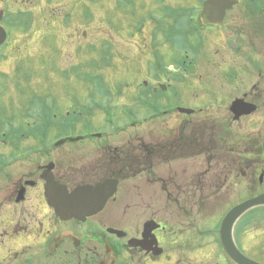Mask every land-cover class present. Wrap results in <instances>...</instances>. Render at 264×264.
Returning <instances> with one entry per match:
<instances>
[{
    "label": "flooded vegetation",
    "instance_id": "flooded-vegetation-1",
    "mask_svg": "<svg viewBox=\"0 0 264 264\" xmlns=\"http://www.w3.org/2000/svg\"><path fill=\"white\" fill-rule=\"evenodd\" d=\"M207 2L107 0L122 29L118 36L94 39H101L96 52L104 69L115 66L118 76H134L117 101L131 120L125 127L110 126L104 107L97 110L103 112V127L96 114L86 121L93 117L98 127L92 121L75 126L84 123L81 116L70 127L65 125L70 114L54 117L46 86L60 79L43 74L55 59L60 64L61 53L55 56L58 49L44 46L47 30L39 28L46 14L35 17L18 6L0 10L8 32L0 48V264H236L220 241L230 210L216 228L219 249L210 255L201 244L205 233L196 238L164 219L203 215L206 175L158 174L161 161L183 160L194 150L205 161L206 136H218L215 154L225 181L241 177L249 182L248 198L264 194V0H220L219 8L203 17ZM86 5L84 18L91 20ZM127 5L137 11L132 31L126 25L130 16L123 13ZM78 6L77 0L72 11ZM65 12L69 23L72 13ZM21 15L25 31L18 28ZM61 15L50 19L58 23ZM82 36L93 38L91 31ZM89 44V51L95 49ZM120 44L133 50L136 73L125 71L126 60L115 65ZM109 88L99 97L116 103ZM93 95L90 101L97 98ZM154 123L160 127L146 128ZM122 133L135 137L114 142ZM149 134L157 143L144 142L142 135ZM50 178L70 193L106 182L117 183V190L99 213L65 221L47 199ZM142 184L152 188L153 201ZM234 241L248 261L264 264V208L238 221Z\"/></svg>",
    "mask_w": 264,
    "mask_h": 264
},
{
    "label": "rangeland",
    "instance_id": "rangeland-1",
    "mask_svg": "<svg viewBox=\"0 0 264 264\" xmlns=\"http://www.w3.org/2000/svg\"><path fill=\"white\" fill-rule=\"evenodd\" d=\"M76 1L77 0H0V10L4 8L13 9L14 6H18V9L23 10L24 12L30 11L35 17H38L39 15L44 16V13L46 14V19L43 20L44 22L41 23L39 28L41 31L47 30V34H45L44 37V46L53 51L58 49L55 56H58L61 53V60L59 62L61 66H59L60 64L57 65L58 61L55 59L52 64L53 69L49 70L50 65L48 64L47 72L43 74L47 79L55 77L60 79L56 86L51 85L49 80L48 85L46 86L49 106L53 102V106L48 107L53 109L54 117L56 115L58 119L63 120L65 118L64 116L70 114L71 117L65 124L70 127L73 126V118L81 116L83 117L81 122L84 123L82 125L75 124V126L82 127L85 125H91V121L94 123L93 117L90 119V122H87L86 119L88 116H94L96 114L98 115V119L95 120V122H99V124L97 123L99 127H103L107 124L103 121V112L100 111L98 113L97 107L100 106V110H102L103 107L110 106L112 103L114 106L111 105V107L114 108V111L108 113L109 119L114 121L112 127H125L129 120L126 116L129 115L124 112L122 114L123 110L119 106V103L121 104V102L118 103L117 101L121 95H126V85L134 83L129 82L127 79H131L134 76L129 77L130 74L128 73V76H118L115 66L110 70L104 69L102 66L104 58L101 54L96 52V50H102L103 45L101 44V39H94L100 38L102 34L105 35V33L118 36L120 35L119 31L122 29V26L118 25V18H115L116 15L112 13L114 11L110 9V7L108 8L107 0H78L79 6L77 8L74 7L72 11V5L75 4ZM111 1L113 4V0ZM82 4H84V6ZM86 4H88L89 9L92 8L93 19L91 20H86L84 18ZM80 5H82V7H80ZM65 10L70 14L72 13L69 23H66L64 18L66 15ZM133 10L134 7L128 5L123 10V13H125L127 17L130 16L126 21L127 28L130 31L135 29L137 20V11ZM61 12L63 15L59 16L60 20L58 23L50 19L52 15ZM48 24L53 27H48ZM56 24L59 25L55 28L54 26ZM25 27L26 23H23L18 28H21V31H25ZM10 28L13 32L16 29L12 26ZM48 30L57 32L58 35H55L54 33L49 34ZM86 31H91L93 38L91 37V39L89 38L88 40L82 36ZM73 33L74 35H72ZM17 36H22V34L20 33ZM57 36L62 39H59ZM70 36H73V38H69ZM90 41L94 43L93 46L95 49L92 48L89 51L87 44H89ZM124 47L125 46L122 44L118 47L119 54L114 63L116 65L120 61L126 60L123 65L125 71L136 73V63L134 60L135 54L133 50H126ZM124 49L126 52H122ZM88 51L93 53H89ZM73 65H75L74 68L71 67ZM54 73H59V75H54ZM102 77L106 80L105 85L107 87L105 89L107 90L108 86H110V94L114 97L116 103L108 99H103L97 95V98L94 99V101L93 99L90 101V96L93 95V93L95 94L96 84L98 85ZM31 83H33V81ZM97 124L94 123L93 125L98 127ZM148 127L154 130V128H159L160 125L154 123L146 126V128ZM149 130L151 131V129ZM117 131L118 130L114 131L113 129L110 130V132L113 133ZM54 136L55 134L53 133L52 137ZM152 136L153 135L151 134L142 135L145 140L144 142L157 143L150 139ZM129 137H135V135L131 133H122L116 136L113 141L120 143L128 142ZM220 137L222 138L221 135ZM217 138L220 139L218 136L215 138L213 136L212 140H210L208 135L206 136L208 155L205 161L202 158H199L197 151L194 150V153H186L182 158L183 160L169 162L172 159L169 157L168 160L161 161L158 165V174L177 175L187 173L191 175H206V206L203 215L199 216L197 214L187 220H182L180 215L176 214L174 216H176L178 220L171 215H164V219L168 223L171 222L170 224L174 223V226H176L175 228L183 227L187 229L188 232L196 238L200 232L203 234L205 233L204 237H202L204 239H202L201 244H204L203 249L207 255H210L212 252H216V249H219L216 228L220 225L222 218L227 211L248 198L249 193L247 189H250L247 179L238 177L233 182H226L225 177L221 175V170L220 167H218V161L216 160L217 155L215 154V145L220 142ZM142 185V193L144 192L143 194H147V196L152 198L153 201V197H151L153 193L151 192L152 188L150 186L145 187V184ZM196 185L198 187L199 184L196 183ZM171 219H174V221H170ZM245 221L246 220H242L240 225Z\"/></svg>",
    "mask_w": 264,
    "mask_h": 264
},
{
    "label": "water",
    "instance_id": "water-1",
    "mask_svg": "<svg viewBox=\"0 0 264 264\" xmlns=\"http://www.w3.org/2000/svg\"><path fill=\"white\" fill-rule=\"evenodd\" d=\"M219 1L220 0H208L203 17L211 14L216 8H219ZM5 36L6 33L0 26V45L3 43ZM253 111L254 108L251 112ZM241 116L242 114H239L235 119L237 120ZM116 188V183L107 182L102 185H97L95 188L80 187L69 194L65 187L56 185L53 180L48 179L47 198L50 205L55 209L57 216L61 219L70 220L75 218L84 220L85 217L99 213L104 208L106 202L114 195ZM259 207H264V194L236 206L222 221L220 227L222 246L225 253L236 264L253 263L248 261L236 246L233 238L234 226L242 216ZM147 226L151 227V223Z\"/></svg>",
    "mask_w": 264,
    "mask_h": 264
},
{
    "label": "bare ground",
    "instance_id": "bare-ground-1",
    "mask_svg": "<svg viewBox=\"0 0 264 264\" xmlns=\"http://www.w3.org/2000/svg\"><path fill=\"white\" fill-rule=\"evenodd\" d=\"M161 149H163V148L161 147Z\"/></svg>",
    "mask_w": 264,
    "mask_h": 264
}]
</instances>
